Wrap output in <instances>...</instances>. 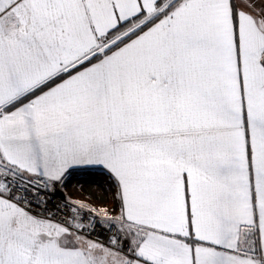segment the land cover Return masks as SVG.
Returning a JSON list of instances; mask_svg holds the SVG:
<instances>
[{
  "label": "snow or ice",
  "instance_id": "snow-or-ice-1",
  "mask_svg": "<svg viewBox=\"0 0 264 264\" xmlns=\"http://www.w3.org/2000/svg\"><path fill=\"white\" fill-rule=\"evenodd\" d=\"M0 264H264V0H0Z\"/></svg>",
  "mask_w": 264,
  "mask_h": 264
},
{
  "label": "built area",
  "instance_id": "built-area-1",
  "mask_svg": "<svg viewBox=\"0 0 264 264\" xmlns=\"http://www.w3.org/2000/svg\"><path fill=\"white\" fill-rule=\"evenodd\" d=\"M95 179H98V177L78 174L71 179L66 192L69 196L83 199L94 189L95 185L92 181Z\"/></svg>",
  "mask_w": 264,
  "mask_h": 264
}]
</instances>
